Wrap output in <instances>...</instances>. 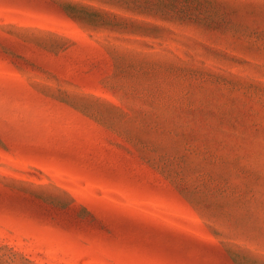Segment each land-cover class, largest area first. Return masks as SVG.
<instances>
[{
    "label": "rangeland",
    "instance_id": "374dc122",
    "mask_svg": "<svg viewBox=\"0 0 264 264\" xmlns=\"http://www.w3.org/2000/svg\"><path fill=\"white\" fill-rule=\"evenodd\" d=\"M0 264H264V0H0Z\"/></svg>",
    "mask_w": 264,
    "mask_h": 264
}]
</instances>
